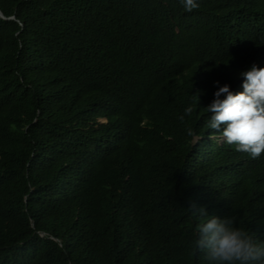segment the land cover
<instances>
[{
	"label": "trees",
	"instance_id": "1",
	"mask_svg": "<svg viewBox=\"0 0 264 264\" xmlns=\"http://www.w3.org/2000/svg\"><path fill=\"white\" fill-rule=\"evenodd\" d=\"M199 3L0 0V264H209L213 216L264 243V155L206 126L264 0Z\"/></svg>",
	"mask_w": 264,
	"mask_h": 264
},
{
	"label": "clouds",
	"instance_id": "2",
	"mask_svg": "<svg viewBox=\"0 0 264 264\" xmlns=\"http://www.w3.org/2000/svg\"><path fill=\"white\" fill-rule=\"evenodd\" d=\"M186 12L200 7L199 0H180ZM243 91L233 93L230 85L217 86L215 99L206 108L210 118L206 126L237 152L253 159L264 155V68L253 64L242 72ZM221 97H224L223 99ZM192 107L185 110L191 115ZM183 119V117H181ZM189 136H194L192 129ZM194 246L209 264H264V243L248 231L234 226V219L209 217L198 225Z\"/></svg>",
	"mask_w": 264,
	"mask_h": 264
},
{
	"label": "water",
	"instance_id": "3",
	"mask_svg": "<svg viewBox=\"0 0 264 264\" xmlns=\"http://www.w3.org/2000/svg\"><path fill=\"white\" fill-rule=\"evenodd\" d=\"M0 16L3 18H6V16L3 14V12L0 10Z\"/></svg>",
	"mask_w": 264,
	"mask_h": 264
}]
</instances>
